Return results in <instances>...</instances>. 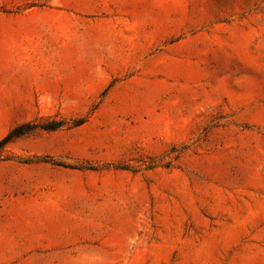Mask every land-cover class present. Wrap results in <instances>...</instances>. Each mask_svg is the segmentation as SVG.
I'll return each mask as SVG.
<instances>
[{
	"label": "rangeland",
	"instance_id": "obj_1",
	"mask_svg": "<svg viewBox=\"0 0 264 264\" xmlns=\"http://www.w3.org/2000/svg\"><path fill=\"white\" fill-rule=\"evenodd\" d=\"M21 126L0 264H264V0H0Z\"/></svg>",
	"mask_w": 264,
	"mask_h": 264
},
{
	"label": "trees",
	"instance_id": "obj_2",
	"mask_svg": "<svg viewBox=\"0 0 264 264\" xmlns=\"http://www.w3.org/2000/svg\"><path fill=\"white\" fill-rule=\"evenodd\" d=\"M25 126H21L17 129H15L13 132H11L6 138H4L3 140L0 141V147L4 146L9 140L13 139V138H17L20 135H23L25 132H22ZM44 130H52L54 128H43ZM25 131V130H24Z\"/></svg>",
	"mask_w": 264,
	"mask_h": 264
}]
</instances>
